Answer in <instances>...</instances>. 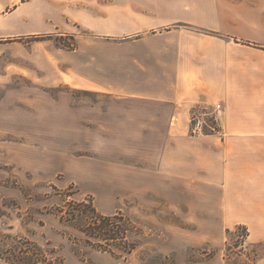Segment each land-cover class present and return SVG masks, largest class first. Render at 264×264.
I'll return each instance as SVG.
<instances>
[{"label": "rangeland", "instance_id": "374dc122", "mask_svg": "<svg viewBox=\"0 0 264 264\" xmlns=\"http://www.w3.org/2000/svg\"><path fill=\"white\" fill-rule=\"evenodd\" d=\"M108 1L0 0V237L50 242L66 264H264V137L225 135L231 181L245 188L209 204L207 191L159 189L148 152L117 136L109 98L71 84L78 41L93 37L75 15ZM81 203L124 214L135 250L115 259L55 215Z\"/></svg>", "mask_w": 264, "mask_h": 264}, {"label": "crops", "instance_id": "0c3cea01", "mask_svg": "<svg viewBox=\"0 0 264 264\" xmlns=\"http://www.w3.org/2000/svg\"><path fill=\"white\" fill-rule=\"evenodd\" d=\"M75 17L93 37L78 41L71 84L109 98L117 136L148 152L159 189L226 206L245 186L225 135L264 137V0H109ZM216 105L220 132L192 135L191 113Z\"/></svg>", "mask_w": 264, "mask_h": 264}, {"label": "trees", "instance_id": "16d2710c", "mask_svg": "<svg viewBox=\"0 0 264 264\" xmlns=\"http://www.w3.org/2000/svg\"><path fill=\"white\" fill-rule=\"evenodd\" d=\"M55 215L61 222H66L81 231L86 237L87 245L108 253L115 259L131 254L136 248V244L128 241V233L132 232L134 227L121 212L103 215L93 205L81 203L73 211L57 209ZM246 230L245 227H237L234 230L235 233L241 231V234L237 235L240 247L248 236ZM226 234L227 236L230 234L228 230ZM7 241L10 242L6 244ZM116 251L121 254H117ZM225 256L228 258V252ZM208 258H212L211 255ZM0 260L6 264H66L50 242L40 246L29 238H13L9 235L0 237Z\"/></svg>", "mask_w": 264, "mask_h": 264}, {"label": "built area", "instance_id": "2783aa9c", "mask_svg": "<svg viewBox=\"0 0 264 264\" xmlns=\"http://www.w3.org/2000/svg\"><path fill=\"white\" fill-rule=\"evenodd\" d=\"M220 111L221 107L219 105H216L212 109H195L191 113L190 117L192 134L201 135L205 132V130H210L211 132L219 133L220 131L217 125V116Z\"/></svg>", "mask_w": 264, "mask_h": 264}]
</instances>
